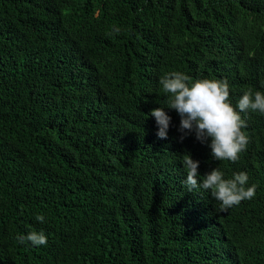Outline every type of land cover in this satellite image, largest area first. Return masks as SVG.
<instances>
[{"label":"trees","instance_id":"16d2710c","mask_svg":"<svg viewBox=\"0 0 264 264\" xmlns=\"http://www.w3.org/2000/svg\"><path fill=\"white\" fill-rule=\"evenodd\" d=\"M174 71L226 80L234 107L264 94V0H0V264H264V114L241 112L246 150L217 161L180 139ZM187 154L255 197L187 191Z\"/></svg>","mask_w":264,"mask_h":264},{"label":"clouds","instance_id":"9594fccd","mask_svg":"<svg viewBox=\"0 0 264 264\" xmlns=\"http://www.w3.org/2000/svg\"><path fill=\"white\" fill-rule=\"evenodd\" d=\"M120 31L119 27L114 26L110 34H119ZM160 84L164 93L170 94L167 108L175 110L180 117V139L194 133L197 141L208 143L213 159L235 163L249 142V137L242 130L247 127V122L240 113L251 111L264 114V94L260 91L253 93L249 89L234 107L229 101V85L226 80L192 81L188 75L174 71L161 77ZM164 108L156 107L150 111L157 125L156 135L160 139H167L171 123V117ZM182 163L186 170L183 183L187 191L210 190L211 196L220 202L221 211L255 197L257 185H248L246 172L233 173L231 178L226 179L220 169L213 168L201 176L198 171L199 161L193 160L190 154L183 157ZM35 219L43 223L45 217L37 215ZM16 239L21 244L29 241L33 246L46 245L48 242L42 231H30L26 236L20 235Z\"/></svg>","mask_w":264,"mask_h":264}]
</instances>
